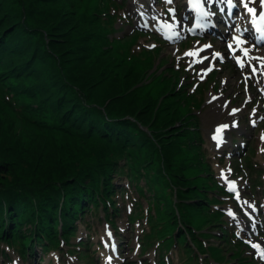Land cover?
Here are the masks:
<instances>
[{
    "label": "trees",
    "instance_id": "16d2710c",
    "mask_svg": "<svg viewBox=\"0 0 264 264\" xmlns=\"http://www.w3.org/2000/svg\"><path fill=\"white\" fill-rule=\"evenodd\" d=\"M45 1L57 6L53 13L61 14V23L68 21L76 29L74 36H68L66 50L80 48V55L91 57L102 67L93 65L89 70L70 74L75 82L73 87L56 71H48L42 79L36 62L45 59L46 51L35 46L31 53L27 42L22 41L32 26L36 0H10L7 6L0 0V85L4 84L6 91L3 90L9 95L6 100L0 98L1 106L37 131L45 133L48 127L59 134L62 142L70 140L59 158L42 157L40 153L31 157L24 151L0 154V244L10 246L24 258L35 253L37 247L72 251L74 244H79L72 242L77 234L75 222L84 220L87 211H103L104 218L114 225L112 217L118 212L114 194L127 190L115 180L117 175L120 180L126 177L128 182H135L139 191L143 189L137 181L145 177L158 198L165 187H175L179 200L167 202V210L174 216L169 217L171 221L161 220L165 234L160 238L172 240L167 248L172 244L183 248L195 240L197 245L192 243L198 249H206L200 238L207 234L196 231V222L188 210L204 208L200 204L210 202L205 196L216 190L218 184L212 182L207 164L192 154L196 145L191 141L198 139V133L191 121L193 109L180 102L184 90L171 88L172 82L164 74L155 93L144 92L157 68L148 74L149 60L142 61L143 57H137L133 50L126 55L127 46L117 44L113 23L120 17L114 11L108 12L116 0ZM53 60L61 71V63ZM100 73L104 77L107 73L120 75L121 82V87L103 96L101 103L91 90L99 83ZM21 111L31 112L37 119L22 117ZM126 115L130 117L125 118ZM175 121L182 126L176 128ZM179 204L184 212L178 216L173 210ZM168 211L166 215H170ZM220 215L218 211L212 213L214 219ZM179 217L182 226L177 225ZM152 221L153 217L149 219ZM175 230L177 234L173 236ZM219 230L226 234L224 226ZM150 234L157 237L155 230ZM230 243L234 244L233 240ZM187 250L190 252L191 246ZM78 254L87 258V252L81 250ZM240 255L241 252L234 258L246 257ZM190 257L192 261L197 259V255Z\"/></svg>",
    "mask_w": 264,
    "mask_h": 264
},
{
    "label": "rangeland",
    "instance_id": "374dc122",
    "mask_svg": "<svg viewBox=\"0 0 264 264\" xmlns=\"http://www.w3.org/2000/svg\"><path fill=\"white\" fill-rule=\"evenodd\" d=\"M220 1L221 5H224V1ZM9 2L10 0H3L5 6ZM116 2L108 7V12L114 11L120 17L113 23L115 27L113 36L117 37V44L127 46L126 55L128 51L132 54L133 50L137 57H143L142 61L149 60L151 70L148 74L153 68H157V74L149 78L151 85L146 87L144 92L155 93L156 88L161 85L160 78L165 74L168 81L172 82L171 88L184 90L180 95L181 104L193 109L191 113L194 117L191 121L194 122L198 139L191 141L194 146L196 145L192 154H196L207 164L212 182L218 184L214 187L216 190L207 192L205 197L210 202L200 204L204 208L188 210L196 222V231L199 234H207L200 238L206 249L200 248L199 252L191 244L193 242L197 245L198 242L190 239L191 243L183 248L175 247L171 243L173 246H169L172 247L169 250L166 246L172 240L168 237L160 238L165 234L161 220L171 221L169 217L174 216L171 210H167V202L170 204L179 200L175 198L177 194L175 187H165L161 198H158L156 192L149 189L150 185L145 177L137 181L143 189L139 191L135 187V182H128L126 177L120 180L114 175L115 180L127 188L125 192L117 191L114 194L118 205V212L112 217L114 225L104 218L103 211H98V214L88 211L83 217L84 220L78 219L75 222L77 234L72 242L79 244H74L72 251L62 252L56 248L47 251L37 248V253L33 256L21 258L13 249L1 243L0 264H205L203 261L205 259L209 261L207 264H264V258L259 255V250L253 249L247 243L250 239L260 243L261 247L264 246V151H261V148H264V139H261L264 134V92L250 74L249 63L240 68L233 59L235 54H229L223 45L232 32L247 27L245 11L238 9L234 15L238 19H234L230 25L218 24L215 20V26L211 30L196 29L192 35L189 33L193 22L192 13L187 8L186 0H116ZM33 5L35 12L31 16V25L34 28L30 27L22 41L27 42L29 51L35 46L46 51L45 59L36 62L38 75L42 79L48 75V71L51 73L56 71L68 85L75 86L70 74L89 70L93 65L102 67L101 63L96 64L97 61L91 57L80 55L82 51L80 48L66 50L70 41L68 36H74L76 29L71 27L68 21V24L61 23L59 19L62 16L59 12L54 15L53 11L57 6H52L45 0H36ZM237 5L241 6L240 3ZM242 15L245 19L239 26V18ZM173 16L180 26L179 38L169 40L164 36L167 29L161 22H173ZM41 40H44V45ZM204 44H211L212 47L209 51L204 49L201 54L199 48ZM245 45L253 48L248 55V61L256 62L260 57L257 51H264V44L248 40ZM195 49L199 54L197 58L189 54ZM62 50L64 52L56 56L55 51L59 53ZM215 51H219L223 59L210 58L209 53ZM53 59L61 63L63 66L61 71ZM203 65L209 67L202 72L200 68ZM112 74L107 73V77H104L105 74L100 73L99 83L91 89L95 93L94 98H98L100 103L104 100L103 96L105 98L111 94L109 93L111 90L117 91V87H121L120 75ZM144 80L143 78L142 81ZM165 86L167 87V83ZM4 87V84L0 85V98L3 96L6 100L5 97L9 95L5 93ZM92 102L94 105L97 104L95 100ZM12 106L17 109V104ZM232 108L238 110L232 112ZM20 116L32 121L37 119L31 112L21 111ZM129 117L130 115L125 116ZM233 119L237 121L238 127L226 129L223 132L226 143L219 148L215 147V140L212 137L216 125ZM174 126L179 128L182 125L180 121H175ZM44 130L45 133L43 130L37 131L25 120L16 118L8 109L1 106L0 102V154L5 156L24 151L31 157H37L40 153L42 157L59 158L66 149V142L70 140L62 142L57 136L59 134L52 132L48 127ZM225 176L236 181L234 187L227 184ZM229 210L235 211L237 216L232 217ZM167 211L170 215H166ZM215 211L221 213L216 219L212 217ZM245 211L251 213V216L246 215ZM173 212L178 216L182 215L183 205L179 204L177 208L174 206ZM151 217L152 223L149 222ZM178 220L177 225L182 226L181 218ZM237 221H243L242 230ZM221 226L226 228L225 235L219 232ZM154 230L157 231V237L150 234ZM158 230L162 231L159 233ZM238 230H241L239 238H242L244 243L242 240L235 241V233ZM175 234L176 230L173 236H176ZM147 235L151 236V239L147 238ZM228 238L230 239L228 242L224 241ZM231 239L234 244L230 243ZM81 240H85L86 243H80ZM147 242L151 244L146 245ZM188 246H191L190 252L187 250ZM81 250L87 252V258L78 254ZM205 250L210 255L205 254ZM239 252L240 256L246 257L235 259L234 255ZM191 255L195 257L197 255L200 260L192 261Z\"/></svg>",
    "mask_w": 264,
    "mask_h": 264
},
{
    "label": "snow or ice",
    "instance_id": "6c2138e0",
    "mask_svg": "<svg viewBox=\"0 0 264 264\" xmlns=\"http://www.w3.org/2000/svg\"><path fill=\"white\" fill-rule=\"evenodd\" d=\"M209 2H211V0H209ZM228 2V7L229 10H231L235 4H234V0H227ZM243 3V7L247 10L248 13L251 14L252 16V24L255 25V29L256 32L259 33L258 36L255 37V39L257 40H264V11H261L259 13V15H257V8L250 6V0H242ZM260 4L262 6H264V0H260ZM194 7H197L200 9L201 14L205 17L211 16L210 11L206 10L203 7L202 3H199V0L196 4L193 5ZM173 12L175 11L174 9L172 10ZM158 19V18H157ZM172 21H175V16L172 17ZM208 25V22L205 21L204 24H201L200 27H206ZM147 26V25H146ZM164 28L165 29H176L178 28V25L176 23H172V22H165L164 23ZM163 30V29H162ZM164 36L169 39L172 40L173 38H179V32L178 31H172L171 35L169 34L168 31H164ZM246 41L244 40L242 35H232L231 39L228 40L227 42V49H228V53L229 54H235L234 55V59L236 64L240 67L243 68L244 67V63H243V59L242 56L239 54H236L237 52L239 53H243L244 56H248L249 55V48L248 47H244ZM235 45V46H234ZM149 47H152L153 45H148ZM211 44H204L199 48V52L202 54L204 49H211ZM190 55H195V53H189ZM209 57L212 59L215 58H220L223 59L222 54L219 51H215V52H210L209 53ZM179 58V57H177ZM259 59H261L262 61H264V57H260ZM209 67V65H203L200 68V71H206L207 68ZM257 69L255 68V66H252V72H256ZM203 78V77H201ZM238 109L236 108H232V112H236ZM252 123H255V121H252ZM230 127H238V123L236 120H232L230 122H223V123H219L216 127V132L213 135V139L217 141L215 147L219 148L221 147V145L225 144L226 141L224 139L223 136V131L224 129H228ZM261 139H264V134H262ZM261 151H264V148H261ZM221 175H223V170L221 171ZM225 180L227 181V184L230 187H234L236 184L235 180H230L225 176ZM237 198H239V194L237 193ZM229 213L232 217H236L237 213L235 211L229 210ZM246 215L251 216V213H248L247 211H245ZM239 228L242 230L243 229V221H237ZM241 230H238L235 234L236 236L240 237L241 236ZM108 235H111V231L109 230ZM107 243V241H106ZM247 243H249L251 245V247L253 249H258L259 250V255L264 258V248L261 247V244L258 242H253L252 240L248 239ZM109 259H112V257H109Z\"/></svg>",
    "mask_w": 264,
    "mask_h": 264
},
{
    "label": "bare ground",
    "instance_id": "6f19581e",
    "mask_svg": "<svg viewBox=\"0 0 264 264\" xmlns=\"http://www.w3.org/2000/svg\"><path fill=\"white\" fill-rule=\"evenodd\" d=\"M208 1H209V0H208ZM212 1L214 2V1H216V0H212ZM204 17H205V16H202L200 20H203ZM196 19H197V16L194 18V21H195ZM172 23H176V24H178V21H174V22H172ZM191 26H192V28H195V27L197 28V26L194 25L193 22H191ZM193 26H195V27H193ZM179 28H180V27L178 26V30H180ZM176 29H177V28H176ZM176 29H174V30H176ZM207 51H209V49H207ZM192 53H195V55H191V57L197 58V57L199 56V54H198V50H197V49H195ZM202 54H203V53H202ZM262 57H264V55H263ZM256 69H257V71L255 72V74H256L255 78H256V80L258 81V84H259L261 90L264 92V61H262L261 59H257V60H256ZM218 124H219V123H218ZM218 124H217V125H218ZM217 125H216V127H217ZM216 127H215V129H214V130H215L214 132H216ZM225 130H226V129H224V130H222V131L224 132ZM214 143L216 144L217 141L215 140ZM262 248H264V246H263Z\"/></svg>",
    "mask_w": 264,
    "mask_h": 264
}]
</instances>
